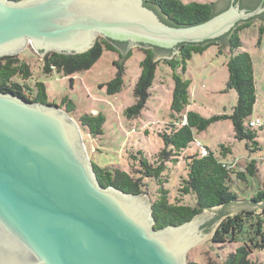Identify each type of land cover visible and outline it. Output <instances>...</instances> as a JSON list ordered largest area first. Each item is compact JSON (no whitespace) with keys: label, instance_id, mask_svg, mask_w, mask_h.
<instances>
[{"label":"water","instance_id":"obj_1","mask_svg":"<svg viewBox=\"0 0 264 264\" xmlns=\"http://www.w3.org/2000/svg\"><path fill=\"white\" fill-rule=\"evenodd\" d=\"M216 8L205 22L173 26L145 0H0V57L29 45L44 56L81 54L99 36L175 49L226 34L264 2L249 10L218 0ZM246 207L239 201L226 212ZM217 214L206 209L156 229L147 193L100 184L66 110L0 90V264H189L188 251L216 233Z\"/></svg>","mask_w":264,"mask_h":264},{"label":"trees","instance_id":"obj_2","mask_svg":"<svg viewBox=\"0 0 264 264\" xmlns=\"http://www.w3.org/2000/svg\"><path fill=\"white\" fill-rule=\"evenodd\" d=\"M145 3L157 12L164 22L173 26L196 25L209 20L221 11L217 10L215 1L145 0ZM240 3L242 8L254 10L258 7L259 1L248 2L250 5L247 7L241 0ZM256 21L260 23L259 29L262 33L264 11L240 21L233 29L218 38L199 43H180L176 47L177 56L166 60V63L174 69L171 110L175 122H171L168 127L159 132L163 147L155 153L153 161L141 150L138 152L142 155L141 157L132 156V159H137L141 166L140 170L134 172L102 167L93 161L98 181L103 187L113 186L127 193H148L147 190H152L150 199L156 229L183 224L206 209L218 212L216 219H221V222L212 240L208 241V245L217 255L207 264H257L252 256L255 252L264 250V187H260L256 192L249 191L247 197H242L234 190L236 178L241 182L257 175V159H251L245 169L235 170L234 165L227 161V154L232 151L231 145L222 143L218 149L214 150L201 143L199 145L195 137L196 133L207 130L212 123L230 119L235 137L246 140L248 149L254 151L262 148L257 140L256 128L246 124L256 103L257 88L252 56L248 51L240 49L242 41L239 35L241 30L255 25ZM211 45L220 46V52L226 45L229 46L227 85L238 92L237 105L230 115L215 114L205 117L189 109L191 81L175 72L179 65L182 66L183 71H186L192 55L203 53ZM104 51L118 52L122 56V61H115L119 69L117 75L101 85L102 87L107 85L108 93L115 94L123 88L124 59L129 58L132 52L129 51L124 55L119 52L113 42L106 38L100 37L91 50L81 54L69 55L58 52L46 54L43 58V70L45 73L56 70L64 72V75L85 71L94 65ZM143 52L145 57L140 62L142 72L134 89L136 103L125 111L129 118L141 113L156 78L158 63L154 62V48L144 49ZM32 77L31 65L19 55L0 57V90L21 96L31 102L48 103L46 84L42 81L31 82ZM59 106L73 117L76 106L72 100L64 98ZM73 118L80 125L82 135L83 133L84 135L104 133L103 125L106 118L100 112L98 114L83 113L79 118ZM192 144L195 145V150L184 157L186 173L180 174L178 183L172 191V188L167 187L170 177L168 163L177 161V157L189 150ZM202 148L206 149V154L202 153ZM240 200L249 203L251 207L242 208L233 215L226 212L230 205ZM223 246L224 249H228L224 252L219 251L218 249ZM189 264L201 263L189 262Z\"/></svg>","mask_w":264,"mask_h":264},{"label":"rangeland","instance_id":"obj_3","mask_svg":"<svg viewBox=\"0 0 264 264\" xmlns=\"http://www.w3.org/2000/svg\"><path fill=\"white\" fill-rule=\"evenodd\" d=\"M204 1L218 3V0ZM259 25L260 23L256 21L255 25L239 32L242 41L240 49L248 51L252 56L257 88L256 103L246 122L248 126L252 119L260 118L264 121V31L260 32ZM129 51L132 52L131 56L124 59V85L122 90L115 94L108 93L107 85L103 87L101 85L117 75L119 69L115 61H122V56L118 52L104 51L91 68L72 75H64V72L56 70L45 73L43 70L44 55L30 45L18 55L33 69V77L30 81H42L46 84L48 103L60 105L64 98H68L76 106L73 117L79 118L83 113L98 114L99 112L105 116L102 135L89 133L84 135L83 133L88 156L92 163L94 161L102 167L134 172L140 170L141 166L137 159H132V156L141 157L142 155L138 153L141 150L153 161L155 153L163 147L159 132L168 127L171 122H175L171 110L174 69L166 63V60L174 59L177 53L171 57L156 59L154 56V62L158 63V66L148 100L139 115L129 118L125 111L136 103L134 89L142 72L140 62L145 57L142 47L132 46ZM228 58L224 49L220 52V46L211 45L203 53L192 55L186 71H183L181 65L177 66L175 72L191 81L189 109L205 117L215 114H232L238 102V92L227 85ZM252 128H256L258 132L257 140L262 145L259 150L251 151L246 147V140H239L235 137L233 123L230 119L214 122L207 130L195 135L196 141L214 150L218 149L222 143L231 145L232 151L227 154V161L234 165L235 170H243L251 159H257L258 173L255 177H249L247 181L241 182L236 178L234 181V190L242 197H247L249 191L256 192L260 187H264V128ZM194 150L195 145L192 144L189 150L177 157V161L168 163L170 177L167 187L172 188V191L178 183L180 174L185 175L186 173L185 155ZM147 191L150 197L152 190ZM226 249L228 248L224 249L223 246L218 250L224 252ZM216 255L206 241L188 251L187 262L207 264L214 260ZM252 259L257 264H264V250L255 252Z\"/></svg>","mask_w":264,"mask_h":264},{"label":"flooded vegetation","instance_id":"obj_4","mask_svg":"<svg viewBox=\"0 0 264 264\" xmlns=\"http://www.w3.org/2000/svg\"><path fill=\"white\" fill-rule=\"evenodd\" d=\"M258 1H259V4H260L261 2H264V0H258ZM241 2L244 4L245 7H247L248 5H250V4H248L249 1L241 0ZM252 2H257V0H252ZM259 4H258V6H259ZM158 15H159V14H158ZM159 16H160V15H159ZM160 18H161V17H160ZM100 37H102V36H99V38H100ZM99 38H98V39H99ZM103 38H105V37H103ZM98 39H97V40H98ZM106 39H108V38H106ZM108 40H109L110 42H113V44H115V46L117 47V49H118L119 52H121V53H123L124 51H125V53H126V51H127V53H128L129 50L132 48V45H131L130 42H120V41H117V42H119V43H114V42H116L115 40H111V39H108ZM96 42H97V41H96ZM95 44H96V43H95ZM94 46H95V45H94ZM136 46H138V47H142V50L153 47V48H154L155 55H156V54H157V55H162V54L168 55V54H170V53L174 54V52H176V51H177V53H178L177 48H175V49H165V48H160V47L157 48V46H151V45H148V44H139V45H136Z\"/></svg>","mask_w":264,"mask_h":264},{"label":"built area","instance_id":"obj_5","mask_svg":"<svg viewBox=\"0 0 264 264\" xmlns=\"http://www.w3.org/2000/svg\"><path fill=\"white\" fill-rule=\"evenodd\" d=\"M249 126L250 127H264V121L261 120L260 118L252 119L249 122ZM198 144L201 145L200 143H198ZM202 153L203 154L207 153L205 148H202Z\"/></svg>","mask_w":264,"mask_h":264}]
</instances>
